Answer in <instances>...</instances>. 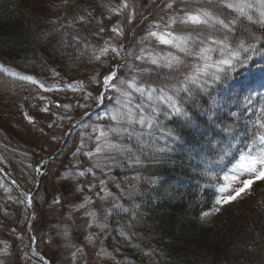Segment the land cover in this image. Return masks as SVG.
Returning a JSON list of instances; mask_svg holds the SVG:
<instances>
[{"label": "trees", "instance_id": "obj_1", "mask_svg": "<svg viewBox=\"0 0 264 264\" xmlns=\"http://www.w3.org/2000/svg\"><path fill=\"white\" fill-rule=\"evenodd\" d=\"M139 1L137 20L144 30L152 26L154 14L146 9L149 0ZM125 4L0 0V62L47 81L84 82L97 93L118 64L113 51H106V41L121 30ZM188 7L203 13L202 21H178L177 39L164 47L161 61H141L130 70L135 84L165 96L139 108L149 123L134 128L146 130L150 143L129 139V153L110 169L94 166L87 153H76L89 167L82 181L89 194L84 195L99 197L103 179L110 190L122 192L121 199L130 205L121 214L123 224L134 244L160 264H264V179L244 198L242 208H225L213 225L201 220L216 205L222 171L264 134L263 89L255 90L264 85V70L259 69L264 20L239 10L234 0H189ZM128 66H122L125 82ZM20 97L0 70V118L28 123ZM81 134L72 132L66 142L52 144L38 138L40 133L30 138L37 141L38 155L46 152L49 163L65 164ZM94 145L93 140L87 143L88 149ZM48 211L47 206L39 217ZM54 216L57 222L72 213L58 210Z\"/></svg>", "mask_w": 264, "mask_h": 264}, {"label": "rangeland", "instance_id": "obj_2", "mask_svg": "<svg viewBox=\"0 0 264 264\" xmlns=\"http://www.w3.org/2000/svg\"><path fill=\"white\" fill-rule=\"evenodd\" d=\"M188 1L149 0L146 9L154 14L153 23L143 30L140 26L142 20H137L142 13L141 2L126 0L119 15L121 30L110 42L106 41V51H113L110 52L113 61L118 64L110 72L109 86L100 105L102 90L95 93L85 87L84 82L47 81L0 62V70L6 74L10 89L23 97L21 109L28 119L24 124L21 120L0 118V165L23 190L33 193L35 220L32 229L42 240L37 241L36 246L46 258L51 255L55 264H160L157 257H150L134 244L123 224L121 214H127L130 205L121 199L119 194L122 192L110 190L103 179L99 197L84 195L89 194L82 187L89 167L82 164V158L76 153H87L94 166L110 169L122 159V154L129 153V139L150 143L146 130L134 128L141 127L143 122L146 126L149 123L148 117L139 113V108L165 96L147 92L135 84L130 70L141 61H161L164 47L177 39L173 32L178 21H202L203 13L194 7L189 9ZM234 1L239 10L264 20V0ZM125 62L129 65L125 71L126 82L125 76L121 75ZM259 69L264 70V63ZM255 90H262L264 98L263 84H258ZM11 102L9 108L13 107ZM92 111H95L92 116L80 122ZM112 120L114 122L109 124ZM44 126L45 134L40 132ZM73 126L76 127L75 135L81 131L82 134L77 137L76 150L67 163L65 158V164H49L50 155L36 153L37 141L30 138L33 132L40 133L38 138L48 144L60 143ZM90 140L95 142L92 149L87 147ZM38 171L42 173L41 187L36 193ZM222 179L215 207L201 215L204 224L213 225L219 213L227 207L241 205L242 208L244 198L251 195L254 186L264 179V134L222 171ZM89 187L94 188V183ZM92 193L97 192L93 189ZM47 206V214L39 217ZM58 210L67 211L68 215L72 213V217H61L55 222L54 215ZM30 218V211L22 198L0 174V264H43L32 256ZM260 264L263 263L260 261Z\"/></svg>", "mask_w": 264, "mask_h": 264}, {"label": "water", "instance_id": "obj_3", "mask_svg": "<svg viewBox=\"0 0 264 264\" xmlns=\"http://www.w3.org/2000/svg\"><path fill=\"white\" fill-rule=\"evenodd\" d=\"M107 88V83L105 85V89ZM0 172L5 176V178L11 183L12 186L15 187V189L17 190V192L20 194V196L23 198V200L25 201L27 207L30 209L31 211V219H30V222H29V228L32 229V221L34 220L33 218V215H34V212H33V208H32V205H31V195L27 192H24L21 187L19 186V184L13 179L11 178L6 172L4 169H2L0 167ZM32 245H33V253L32 255L39 261L43 262L44 264H50L43 256L42 254L39 252V250L37 249V246H36V239L35 237L33 236V239H32ZM37 254V256L35 255Z\"/></svg>", "mask_w": 264, "mask_h": 264}]
</instances>
